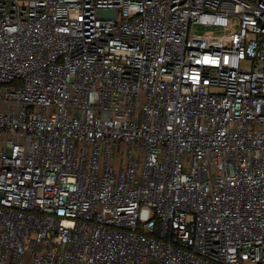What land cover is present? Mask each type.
I'll return each mask as SVG.
<instances>
[{
	"label": "built area",
	"instance_id": "1",
	"mask_svg": "<svg viewBox=\"0 0 264 264\" xmlns=\"http://www.w3.org/2000/svg\"><path fill=\"white\" fill-rule=\"evenodd\" d=\"M0 264H264V0H0Z\"/></svg>",
	"mask_w": 264,
	"mask_h": 264
},
{
	"label": "rangeland",
	"instance_id": "2",
	"mask_svg": "<svg viewBox=\"0 0 264 264\" xmlns=\"http://www.w3.org/2000/svg\"><path fill=\"white\" fill-rule=\"evenodd\" d=\"M195 34L198 35V37H197V41L198 42H201V43L207 42V45H210V46L213 45V44H215L218 41V39H216V38H212V39H205V38H203L202 36H204L205 33H204V31L202 29H198L195 32ZM219 34H222L223 35V38L225 40H227L228 37H229V35H230V32L229 31L227 33L219 32Z\"/></svg>",
	"mask_w": 264,
	"mask_h": 264
}]
</instances>
